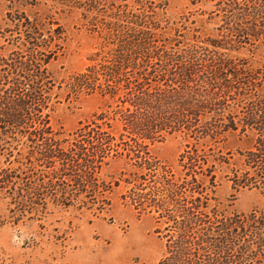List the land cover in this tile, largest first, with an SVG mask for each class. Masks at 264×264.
I'll use <instances>...</instances> for the list:
<instances>
[{
	"label": "trees",
	"instance_id": "trees-1",
	"mask_svg": "<svg viewBox=\"0 0 264 264\" xmlns=\"http://www.w3.org/2000/svg\"><path fill=\"white\" fill-rule=\"evenodd\" d=\"M166 4H93L96 12L86 18L99 44L84 69L70 73L64 83L68 98L98 94L104 105L80 126L74 142L58 137L50 117L56 80L49 64L62 48L63 26L49 25L45 38L43 28L27 20L16 50L6 54L0 45V191L14 213L39 212L47 197L71 205L82 194L94 204L103 202L102 210L109 204L104 192L112 184L101 182L98 173L111 158L126 155L147 170L126 181L130 201L158 213L157 231L167 243L159 264H235L234 251L264 247V212L227 215L209 210L210 197L197 176L202 169L199 154H183L191 177L181 180L150 155L144 141L175 131L200 138L218 133L219 127L233 128L232 116L225 126L219 119L223 107L232 106L233 92L247 94L256 79L224 55H195L177 30L167 33L171 22L159 14ZM216 5L225 38L241 42L264 35L259 22L264 0H217ZM210 113L218 120L206 121ZM253 119L245 120V128L254 124L263 130ZM258 141L262 157L251 160V167L264 177V138ZM261 188L264 194V181Z\"/></svg>",
	"mask_w": 264,
	"mask_h": 264
},
{
	"label": "rangeland",
	"instance_id": "rangeland-1",
	"mask_svg": "<svg viewBox=\"0 0 264 264\" xmlns=\"http://www.w3.org/2000/svg\"><path fill=\"white\" fill-rule=\"evenodd\" d=\"M99 1L111 2L0 0V45L5 46L2 51L6 54L17 49V38L25 37L23 24L27 20L42 27L45 38L49 25L52 28H56L57 23L63 26L62 48L49 64L56 80L50 117L53 129L59 132L58 137L73 142L80 126L90 121L104 105L98 94L83 95L77 100L68 98L64 83L70 73L84 69L89 54L99 44L97 33L91 30L86 18L96 12L93 4ZM150 1L167 2L159 9L161 18L171 22L166 24L167 33L174 34L177 30L179 40L192 44L195 55L205 54L208 58L224 55L233 64L252 71L256 79V85L249 86L247 94L233 92L229 101L232 106L223 107L219 119L225 126L233 118L235 124H229L233 128L222 130L218 126V133L200 138L184 130L165 133L153 141L145 139L150 155L184 180L191 175L181 157L198 153L202 169L199 168L201 172L197 176L210 197L209 210L227 215L264 212L261 188L264 177L258 174L259 169L251 167V160L262 157L258 140L264 138V128L259 130V125L254 124L244 126L249 118L262 124L261 128L264 126V35L241 42L225 38L217 0ZM259 18V22L264 23L261 10ZM51 22L56 23L51 25ZM210 114L206 121L218 120L213 117L214 113ZM23 153L22 159L26 160L25 149ZM185 160L188 162V156ZM146 171L138 166L136 159L126 155L111 158L98 173L101 182L112 184L104 192L103 198L109 204L102 210L99 206L103 202L99 200L94 204L92 197L82 194L71 205L47 197V205L39 212L14 213L9 211L11 205L5 192L0 191V264H159L166 254L167 243L157 231L158 213L137 208L128 196L131 186L126 180L136 179ZM214 174L216 177L212 179ZM235 180L241 186L235 184ZM243 182L246 186H242ZM233 254L235 264H264V247L254 246Z\"/></svg>",
	"mask_w": 264,
	"mask_h": 264
}]
</instances>
